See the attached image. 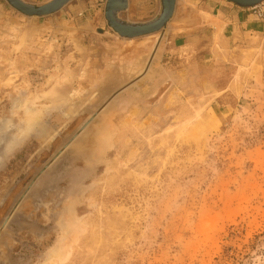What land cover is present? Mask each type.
Instances as JSON below:
<instances>
[{"label":"rangeland","instance_id":"obj_1","mask_svg":"<svg viewBox=\"0 0 264 264\" xmlns=\"http://www.w3.org/2000/svg\"><path fill=\"white\" fill-rule=\"evenodd\" d=\"M105 1L0 0V264H264V2Z\"/></svg>","mask_w":264,"mask_h":264},{"label":"water","instance_id":"obj_2","mask_svg":"<svg viewBox=\"0 0 264 264\" xmlns=\"http://www.w3.org/2000/svg\"><path fill=\"white\" fill-rule=\"evenodd\" d=\"M14 10L26 17H43L59 11L71 0H50L36 5L24 0H5ZM239 7H253L264 0H226ZM176 0H160L158 15L145 22H131L120 18L119 14L128 8V0H106L104 5V19L108 27L123 39H134L159 32L165 28L174 15ZM4 208L0 210V217Z\"/></svg>","mask_w":264,"mask_h":264},{"label":"bare ground","instance_id":"obj_3","mask_svg":"<svg viewBox=\"0 0 264 264\" xmlns=\"http://www.w3.org/2000/svg\"><path fill=\"white\" fill-rule=\"evenodd\" d=\"M28 117H27V119H28V121H27V123H26V126H25V129H22L21 130V132H20V134H19V136H18V138H17V141L19 142V141H21L22 139H23V137H25V135H27L26 133L29 131L30 132V130L31 129H33V127H34V125L35 124H37L39 121H34V120H36V118H37V114L36 113H29L28 115H27ZM86 125V124H85ZM10 126L11 125H9L8 126V124H1L0 123V127H2V129H0V132H3V131H5V130H7L8 128H9V130H10ZM12 127V126H11ZM12 129H13V127H12ZM20 129V128H19ZM18 129V130H19ZM17 130V131H18ZM5 136V135H4ZM8 140V139H7ZM14 142V141H13ZM17 142V143H18ZM16 142H14V144H17ZM13 145L14 146V144H12V142H7V147L9 146V145ZM10 145V146H11ZM5 150V149H4ZM1 151V150H0ZM59 154V153H58ZM49 177V176H48ZM45 179L47 180V178L45 177ZM44 179V180H45ZM48 180H49V178H48ZM47 185V184H46ZM44 186V185H43ZM8 220V219H7ZM53 251V250H52ZM56 251V250H55ZM55 251H53V253L55 252Z\"/></svg>","mask_w":264,"mask_h":264},{"label":"crops","instance_id":"obj_4","mask_svg":"<svg viewBox=\"0 0 264 264\" xmlns=\"http://www.w3.org/2000/svg\"><path fill=\"white\" fill-rule=\"evenodd\" d=\"M129 4H130V0H128V6H129ZM175 8H176V6H175ZM127 10V9H126ZM131 12H132V15H137V13H139L140 12V10L138 9V6L137 7H135L134 9H132V10H130ZM124 12V11H123ZM103 17H104V15H103ZM129 20V19H128ZM171 20V19H170ZM170 22V21H169ZM168 22V23H169ZM167 23V24H168ZM97 27H101V28H103V29H106V28H108V25H107V23H106V21H105V19H104V21L103 20H100L99 21V19H98V23H97V25H96ZM167 26V25H166Z\"/></svg>","mask_w":264,"mask_h":264},{"label":"built area","instance_id":"obj_5","mask_svg":"<svg viewBox=\"0 0 264 264\" xmlns=\"http://www.w3.org/2000/svg\"><path fill=\"white\" fill-rule=\"evenodd\" d=\"M261 3H262V2H261ZM261 3H260V4H261ZM257 6H259V4H258V5H255V6H253V7H250V8H252V9H253V8H256Z\"/></svg>","mask_w":264,"mask_h":264},{"label":"flooded vegetation","instance_id":"obj_6","mask_svg":"<svg viewBox=\"0 0 264 264\" xmlns=\"http://www.w3.org/2000/svg\"><path fill=\"white\" fill-rule=\"evenodd\" d=\"M1 186H2V185L0 184V188H1Z\"/></svg>","mask_w":264,"mask_h":264}]
</instances>
